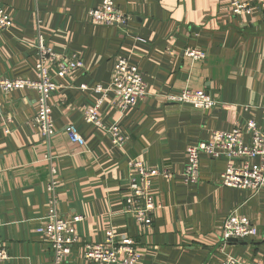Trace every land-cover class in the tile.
Listing matches in <instances>:
<instances>
[{"label": "crops", "instance_id": "obj_1", "mask_svg": "<svg viewBox=\"0 0 264 264\" xmlns=\"http://www.w3.org/2000/svg\"><path fill=\"white\" fill-rule=\"evenodd\" d=\"M101 1L0 0L13 22L0 31V77L37 79L38 37L57 55L75 53L83 63L47 100L54 129L49 138L32 125L37 92L0 91V244L7 255L0 264H54L36 232L52 205L66 218L82 217L80 243L62 264H92L83 259V245L101 243L106 231L139 242L138 264H221L226 256L264 263V190L223 187L226 161L205 155L196 184L181 176L188 146L248 119L261 122L264 0H248L252 13L240 18L231 16L229 0H113L129 17L125 28L89 20L88 11ZM190 49L205 51L206 59L189 61L184 52ZM116 57L137 68L148 93L125 112L111 95L103 100L98 115L105 126L120 128L125 141L118 146L83 119L84 109L100 100L90 88L107 87ZM184 88L204 91L217 106L202 111L166 102V95ZM69 126L82 143L69 140ZM134 159L173 174L153 180L160 208L144 231L124 211ZM235 210L258 235L223 247L222 224Z\"/></svg>", "mask_w": 264, "mask_h": 264}, {"label": "built area", "instance_id": "obj_2", "mask_svg": "<svg viewBox=\"0 0 264 264\" xmlns=\"http://www.w3.org/2000/svg\"><path fill=\"white\" fill-rule=\"evenodd\" d=\"M230 13L234 18L249 16L252 5L248 0H229ZM89 20L96 25L127 27L129 17L115 5L113 0H102L100 5L88 11ZM12 19L0 5V31H8L12 27ZM38 62L35 65L37 79H9L0 77V91L33 90L38 93L37 110L32 125L37 127L45 138L53 135L51 109L47 100L60 88V81L74 71L82 69L81 58L75 53L57 55L38 37ZM206 52L201 49H190L184 57L191 62L206 59ZM85 91L86 85L80 86ZM100 96L94 106L83 111L84 121L94 127L105 130L106 136L113 145H121L125 138L117 124L105 126L98 115V109L109 95L114 99V106L120 112L135 108L148 95L146 84L136 67L131 66L127 59L116 57L112 75L107 87L90 88ZM166 102L184 105L194 109L207 111L217 106L207 93L198 89L184 88L179 93L165 96ZM68 138L72 143H82V137L74 126L67 129ZM187 160L182 172L185 184H196L199 181V160L205 155L211 160L226 161V168L220 175L223 187L253 194L264 190V115L261 122L248 119L243 126L236 124L230 131H213L209 139L186 149ZM127 196L125 197V213L131 215L141 231L150 229L154 215L160 208L152 193L153 180L158 177L171 179L173 174L158 167H148L141 160L134 159L128 163ZM52 190V186L48 187ZM82 217L75 215L66 218L57 212L52 205L47 211L45 222L36 230L48 243L54 264H62L71 254L73 248L80 243L76 225ZM2 224L0 223V229ZM258 235L256 227L250 219L233 211L223 222L220 232L221 244L224 247L230 240L249 241ZM139 242L126 236H115L106 231L101 243L83 245V259L92 264H138L141 260ZM7 258L6 251L0 244V261ZM221 264H264L261 261L243 260L234 256H226Z\"/></svg>", "mask_w": 264, "mask_h": 264}, {"label": "water", "instance_id": "obj_3", "mask_svg": "<svg viewBox=\"0 0 264 264\" xmlns=\"http://www.w3.org/2000/svg\"><path fill=\"white\" fill-rule=\"evenodd\" d=\"M235 242H238V241H236V240L232 239V240H230V242H229V243H235Z\"/></svg>", "mask_w": 264, "mask_h": 264}]
</instances>
